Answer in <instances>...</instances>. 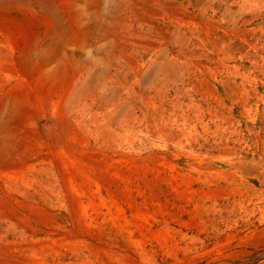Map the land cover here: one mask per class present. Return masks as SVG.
<instances>
[{
    "label": "rangeland",
    "instance_id": "374dc122",
    "mask_svg": "<svg viewBox=\"0 0 264 264\" xmlns=\"http://www.w3.org/2000/svg\"><path fill=\"white\" fill-rule=\"evenodd\" d=\"M0 264H264V0H0Z\"/></svg>",
    "mask_w": 264,
    "mask_h": 264
}]
</instances>
